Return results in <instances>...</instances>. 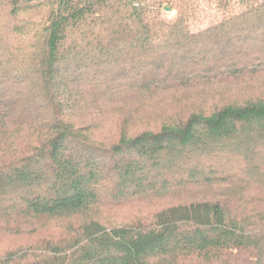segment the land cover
<instances>
[{
  "label": "trees",
  "instance_id": "16d2710c",
  "mask_svg": "<svg viewBox=\"0 0 264 264\" xmlns=\"http://www.w3.org/2000/svg\"><path fill=\"white\" fill-rule=\"evenodd\" d=\"M199 2L0 0V264H264V0Z\"/></svg>",
  "mask_w": 264,
  "mask_h": 264
},
{
  "label": "rangeland",
  "instance_id": "374dc122",
  "mask_svg": "<svg viewBox=\"0 0 264 264\" xmlns=\"http://www.w3.org/2000/svg\"><path fill=\"white\" fill-rule=\"evenodd\" d=\"M167 18L171 19L176 16L175 12L172 13H166L165 14ZM219 16L217 11L211 10L209 4H207V0H200L199 2V12L197 16V22H201V24H195L194 31H197L198 29L206 28L208 27L214 19H217ZM212 107L211 105L207 106V108ZM130 121V124L136 125L135 127L138 130H145V129H152L154 127H158L163 122L167 121L168 117L166 116V113H164L163 107L155 108L154 111L147 112L142 111V114L139 116L134 115V117H125V116H118V118L112 122V125H116L119 122ZM112 126H109V128L100 130L96 134L97 139H105V141H114L117 137V129H112Z\"/></svg>",
  "mask_w": 264,
  "mask_h": 264
}]
</instances>
